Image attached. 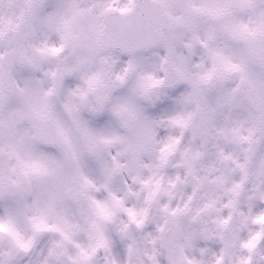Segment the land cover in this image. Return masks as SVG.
<instances>
[{
	"label": "clouds",
	"instance_id": "obj_1",
	"mask_svg": "<svg viewBox=\"0 0 264 264\" xmlns=\"http://www.w3.org/2000/svg\"><path fill=\"white\" fill-rule=\"evenodd\" d=\"M0 264H264V0H0Z\"/></svg>",
	"mask_w": 264,
	"mask_h": 264
}]
</instances>
